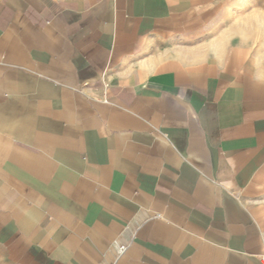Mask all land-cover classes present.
<instances>
[{"label": "crops", "instance_id": "crops-1", "mask_svg": "<svg viewBox=\"0 0 264 264\" xmlns=\"http://www.w3.org/2000/svg\"><path fill=\"white\" fill-rule=\"evenodd\" d=\"M0 256L264 264L263 0H0Z\"/></svg>", "mask_w": 264, "mask_h": 264}, {"label": "built area", "instance_id": "built-area-1", "mask_svg": "<svg viewBox=\"0 0 264 264\" xmlns=\"http://www.w3.org/2000/svg\"><path fill=\"white\" fill-rule=\"evenodd\" d=\"M125 251H126V246H121V247L119 248V253H120V254L124 253Z\"/></svg>", "mask_w": 264, "mask_h": 264}, {"label": "rangeland", "instance_id": "rangeland-1", "mask_svg": "<svg viewBox=\"0 0 264 264\" xmlns=\"http://www.w3.org/2000/svg\"><path fill=\"white\" fill-rule=\"evenodd\" d=\"M263 13H264V0H263ZM0 264H7L1 256H0Z\"/></svg>", "mask_w": 264, "mask_h": 264}]
</instances>
